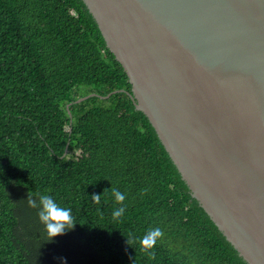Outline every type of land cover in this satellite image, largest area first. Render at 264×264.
Wrapping results in <instances>:
<instances>
[{"label": "trees", "instance_id": "1", "mask_svg": "<svg viewBox=\"0 0 264 264\" xmlns=\"http://www.w3.org/2000/svg\"><path fill=\"white\" fill-rule=\"evenodd\" d=\"M130 93L82 0H0V264H246ZM40 193L72 212L54 242L28 206Z\"/></svg>", "mask_w": 264, "mask_h": 264}, {"label": "water", "instance_id": "2", "mask_svg": "<svg viewBox=\"0 0 264 264\" xmlns=\"http://www.w3.org/2000/svg\"><path fill=\"white\" fill-rule=\"evenodd\" d=\"M82 1L192 198L264 264V0Z\"/></svg>", "mask_w": 264, "mask_h": 264}, {"label": "clouds", "instance_id": "3", "mask_svg": "<svg viewBox=\"0 0 264 264\" xmlns=\"http://www.w3.org/2000/svg\"><path fill=\"white\" fill-rule=\"evenodd\" d=\"M112 195L115 201L120 205L115 208L111 215L114 219L121 217L125 211L124 205L125 194L118 188L112 189ZM94 203L100 202V195H93ZM28 206L37 210V219L44 226L45 234L48 236V242H54V238L64 235L66 232L73 229L75 223L71 209L59 204L52 195L47 193L37 194V198H28ZM162 236V231L159 227L150 229L142 238V242L146 245H154L156 239ZM59 264H67L66 257H57Z\"/></svg>", "mask_w": 264, "mask_h": 264}]
</instances>
